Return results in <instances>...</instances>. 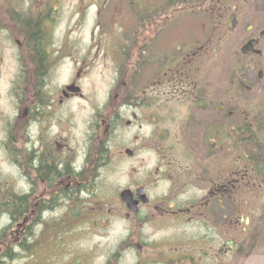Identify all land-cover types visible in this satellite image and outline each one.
Wrapping results in <instances>:
<instances>
[{"label":"flooded vegetation","instance_id":"obj_1","mask_svg":"<svg viewBox=\"0 0 264 264\" xmlns=\"http://www.w3.org/2000/svg\"><path fill=\"white\" fill-rule=\"evenodd\" d=\"M166 1L0 0V73L7 58L16 66L14 120L0 110V220L11 228L0 253L31 228L39 187L44 204L93 199L97 213L110 175L118 207L109 210L126 233L114 244L92 233L87 255L64 264L240 257L242 206L264 200V0ZM108 72L99 101L84 81ZM18 154L28 197L19 218L16 174L2 169L20 170Z\"/></svg>","mask_w":264,"mask_h":264},{"label":"rangeland","instance_id":"obj_2","mask_svg":"<svg viewBox=\"0 0 264 264\" xmlns=\"http://www.w3.org/2000/svg\"><path fill=\"white\" fill-rule=\"evenodd\" d=\"M162 6L166 4V0H161ZM112 10L106 8L104 12V17L106 14H110ZM70 10L65 8L63 13V22H67L70 17ZM94 20V10L88 15L87 20L84 23V27L81 36L84 37L88 33L87 27ZM169 38L173 39V26L171 30H163L162 33V49L167 50ZM6 53L9 50V46H5ZM11 58H7V67L0 73V110L3 115H5L9 121L14 120V114L16 110L14 109V104L16 103V98L14 97L13 91H11L10 75L16 70L14 63H11ZM68 67V64L65 65ZM90 75V73H89ZM88 75V76H89ZM68 76L67 68L65 69V77ZM84 81V85L87 91L91 90L93 87L98 95V100L102 101L105 98L107 87L109 86L112 78V73L108 72L104 75L99 73L91 74ZM17 163L22 165L20 170L17 172L12 168H6L3 164V172L13 171L16 174L17 182L14 192L18 202H23L24 206L21 208L23 212L26 209V202L28 197L24 196L22 200L20 198L25 195L27 189V184L22 175H25L24 171L26 169L25 164L26 157L24 154H18ZM118 180L110 175H105L101 182H99V188L97 190L98 194L95 195V199L100 200L103 203V210L96 213L95 207H97L95 201L86 200L84 202H71L65 199L56 203L44 204L42 202L43 197L40 195L42 187L35 190V198L33 202L32 211V223L31 228L18 231L16 233V245L14 242L6 244V246L1 248L0 257H3L2 263L4 264H62L63 259L68 256L69 261H73L71 253L76 251L82 255H87L88 249L92 243V233H97L94 235H101L100 233H108L111 236L113 244L119 237L126 233L124 229V221L118 216H113L112 211L118 205L116 201L111 198L113 193L116 191L115 184ZM14 189V190H15ZM13 190V191H14ZM39 194V196H37ZM9 192L1 198L6 199ZM38 201H40L38 203ZM46 203V202H45ZM4 208H6L4 206ZM21 212L17 213V217H20ZM243 217L249 215V219L244 220L242 223V236H241V251L240 257L233 261L231 264H264V200L258 201L256 204H249L248 206H242ZM246 215V216H245ZM16 219V221H23L21 219ZM10 224V220L5 217L0 220L1 228V239L4 240L6 235L10 239L9 233H11V228H5ZM20 227V226H19ZM248 233V234H244ZM13 238V236H12ZM71 241V244L68 243ZM67 241L68 245L63 247V243ZM15 245V246H13ZM80 245V246H79ZM82 246V248H80ZM11 247V248H9ZM75 247H79L80 250H75ZM9 248V249H8ZM8 249V252L5 251ZM69 252L63 255L60 253L63 250ZM11 254V257H5V255ZM74 257V256H73ZM76 257H74V260Z\"/></svg>","mask_w":264,"mask_h":264},{"label":"trees","instance_id":"obj_3","mask_svg":"<svg viewBox=\"0 0 264 264\" xmlns=\"http://www.w3.org/2000/svg\"><path fill=\"white\" fill-rule=\"evenodd\" d=\"M23 207H25L23 202H22V203H18V206H17V213H19V212L21 211V208H23ZM2 262H4V261H3V257H0V264H4V263H2Z\"/></svg>","mask_w":264,"mask_h":264},{"label":"bare ground","instance_id":"obj_4","mask_svg":"<svg viewBox=\"0 0 264 264\" xmlns=\"http://www.w3.org/2000/svg\"><path fill=\"white\" fill-rule=\"evenodd\" d=\"M151 244V243H150Z\"/></svg>","mask_w":264,"mask_h":264}]
</instances>
